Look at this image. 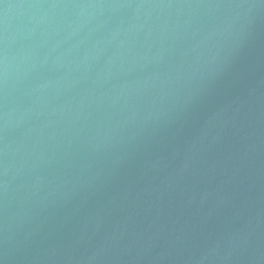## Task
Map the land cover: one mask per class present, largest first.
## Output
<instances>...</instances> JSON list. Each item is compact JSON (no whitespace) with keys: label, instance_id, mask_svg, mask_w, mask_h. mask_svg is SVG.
Segmentation results:
<instances>
[{"label":"water","instance_id":"95a60500","mask_svg":"<svg viewBox=\"0 0 264 264\" xmlns=\"http://www.w3.org/2000/svg\"><path fill=\"white\" fill-rule=\"evenodd\" d=\"M156 0H0V187L90 89Z\"/></svg>","mask_w":264,"mask_h":264}]
</instances>
